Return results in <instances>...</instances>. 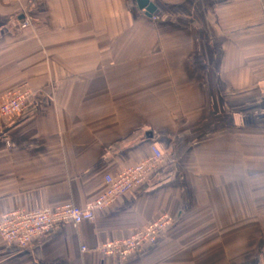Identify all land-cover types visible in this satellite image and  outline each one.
Listing matches in <instances>:
<instances>
[{
    "label": "crops",
    "instance_id": "0c3cea01",
    "mask_svg": "<svg viewBox=\"0 0 264 264\" xmlns=\"http://www.w3.org/2000/svg\"><path fill=\"white\" fill-rule=\"evenodd\" d=\"M0 0V220L87 207L163 154L140 188L0 264H264V0ZM174 225L119 261L97 248L160 216ZM86 249V251H84Z\"/></svg>",
    "mask_w": 264,
    "mask_h": 264
},
{
    "label": "built area",
    "instance_id": "2783aa9c",
    "mask_svg": "<svg viewBox=\"0 0 264 264\" xmlns=\"http://www.w3.org/2000/svg\"><path fill=\"white\" fill-rule=\"evenodd\" d=\"M31 96V93L25 90L12 93L1 103L0 116L12 118L21 114ZM162 159L163 154L153 148L150 157L141 164L126 169L116 177L106 176V191L85 209L67 204L58 209H43L31 213L16 210L7 213L0 220V236L8 245L26 249L36 239L48 238L62 224L71 223L73 226H79L86 221L93 222L98 211L110 208L130 191L142 187L157 170ZM174 223L175 220L170 215L164 214L132 236L106 242L99 246L97 251L121 262L126 261L132 256L144 254L146 249L155 245Z\"/></svg>",
    "mask_w": 264,
    "mask_h": 264
},
{
    "label": "water",
    "instance_id": "95a60500",
    "mask_svg": "<svg viewBox=\"0 0 264 264\" xmlns=\"http://www.w3.org/2000/svg\"><path fill=\"white\" fill-rule=\"evenodd\" d=\"M151 0H139L140 7L144 9V7H147V10L152 13L154 11V7L152 4H150Z\"/></svg>",
    "mask_w": 264,
    "mask_h": 264
}]
</instances>
